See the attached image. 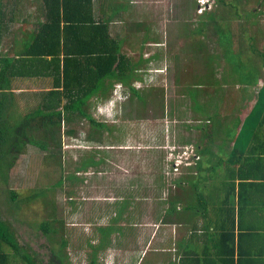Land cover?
I'll return each mask as SVG.
<instances>
[{
    "label": "crops",
    "instance_id": "1",
    "mask_svg": "<svg viewBox=\"0 0 264 264\" xmlns=\"http://www.w3.org/2000/svg\"><path fill=\"white\" fill-rule=\"evenodd\" d=\"M0 1L4 11L24 12V17L21 14L14 21L6 17L0 30V43H20L13 57L43 21V3L41 0ZM109 3L94 0L95 16L112 20L110 34L115 38L113 27L121 22L105 7ZM128 4L135 3L129 0ZM122 10L132 8L124 6ZM17 24L21 27L20 34L15 31ZM121 39L117 40L122 43ZM147 45L165 47L161 41H145L144 47ZM121 47L124 55L133 62L138 61L134 73L137 78L131 84L116 81L119 84L114 96L119 93L121 100L113 96L108 103L116 114L117 107L130 97L128 91L133 97L132 89L140 92L145 82L140 73L150 74L155 70L157 76L163 75V66L154 67L158 51L134 60ZM166 49V56L174 54ZM234 66L229 63L231 72ZM261 66L258 87L253 89L247 86L242 89L239 82L234 87L233 80L238 78L237 71L232 72L228 85L240 89L242 97L238 102H228L221 113L224 102H206L204 93L205 102L185 105L182 112L187 114V131L181 138L182 151L173 143L169 132L152 131L147 135L140 132L134 137L140 140L135 145L118 148L126 157L114 172L104 167L108 150L114 149L105 145L103 132L109 127L102 132L96 130L97 135L91 133L93 140L87 135L85 141L91 147L85 152V158L80 156L75 174L70 173L68 178L79 181L77 176L85 175L87 195L80 201L73 193L70 204L75 215L82 209L89 215L91 212L85 224L96 230L87 239L92 259L113 252L115 256L106 258V264H264V102L257 99L259 89L264 88V59ZM224 85L222 89L230 88ZM17 86L16 92L39 90L31 79L18 81ZM112 90L108 97H94L91 102L109 99ZM177 98L173 101L178 102ZM207 104L211 105L206 107ZM144 136L150 141L142 142ZM186 151L188 156L192 152L194 156L188 162L184 159L175 171V160ZM88 202L93 205L86 209Z\"/></svg>",
    "mask_w": 264,
    "mask_h": 264
},
{
    "label": "rangeland",
    "instance_id": "2",
    "mask_svg": "<svg viewBox=\"0 0 264 264\" xmlns=\"http://www.w3.org/2000/svg\"><path fill=\"white\" fill-rule=\"evenodd\" d=\"M108 1L110 3L105 7L109 8L111 14L115 11L119 12L124 6L132 8V10L122 11L115 17V20L121 23L114 25L112 32L115 38H122L124 53H130L131 56H134V60H139L146 53V56H151L150 54L158 51L159 57L154 67L163 66V75L160 76L155 74V70L150 71L152 72L150 74L140 73L142 80H145L139 90L140 96L133 97L127 90L130 97L120 107H117V114L116 111L112 112L113 106L108 103L114 96V90L118 88L119 82H114L112 96L109 99H94L90 102L89 112L93 118L109 127V130L103 132L106 137L105 145L113 146L114 149L108 150L109 156L104 167H109L115 172L120 165L124 164L126 157L123 151L118 148L135 145L140 140L139 138L136 140L134 137H138L140 132L146 135L152 131L169 132L172 135L170 138L173 143H176L180 147L176 146L178 150L182 151L181 138L183 132L187 131V128L185 129L187 114L182 111L189 102H205L203 93L207 95L206 102H224L220 113L224 107H227L228 102L240 100L242 91L231 88L224 81L222 71L224 67L227 69L229 67L225 63V59H227L225 54L230 52V48L234 52L243 50L246 53L243 58L246 60V56L250 53L251 43L260 49L263 48L264 0L249 2L246 0H225L237 4L240 14V16L233 15V19L230 21L233 34L231 47L228 43H220L217 38V29L212 23L197 41H194L190 36V29L200 20L206 21L209 15L215 17L222 13L223 7L217 4L218 0H132L135 3L132 5L128 4L129 0ZM9 14L11 15V13ZM21 14L22 12H18L15 18ZM22 17H24V12ZM140 20L142 23L138 22ZM187 23L190 26L185 28ZM20 30L21 27L17 24L15 27L17 34H20ZM16 38L19 36L17 35ZM145 41L152 43L161 41L168 48L148 45L144 47ZM18 47H20V43H0V56L9 57ZM165 49L166 51L171 50L170 52L175 56L170 53L166 56ZM131 52L136 53L131 54ZM211 55L219 56L221 65L214 61L210 57ZM171 59L172 66H170ZM232 72L229 67L227 78L230 79ZM216 78L219 79V82H215ZM233 81H235L233 86H237L239 81ZM107 84H109V80ZM224 84L230 88L222 89ZM38 88L37 91L32 90L27 93L17 91L19 95L16 102L19 109L16 111L19 115L34 108L37 104L35 95L41 90L47 89L44 85ZM215 88L219 90L217 91ZM180 94H184V98H181ZM177 96L179 100L174 102L173 99ZM114 97L121 100L122 96L117 93V96ZM249 97L245 98V102H248ZM142 102L150 103L144 105ZM159 102H164V109L159 105ZM209 105L211 104H207L206 107ZM203 121L206 122V119L204 118ZM70 127L75 130L76 134L69 137L65 133L68 126L64 127L60 151L52 149L45 152L34 146H29L28 152L19 158L9 171L8 176H0V218H8L13 223L20 244L23 248H27L31 255L36 256L41 264H57V260L53 259V246L55 251L60 253V258L62 256L64 264H91L92 261L93 252L87 248L89 244L87 239L94 236L96 230L94 226L85 224L91 212L89 215L85 209H82L75 215L73 213L76 211L70 204L72 203L70 197L73 193L80 201L87 195L85 175L82 173V176H77L79 181L82 178L80 182L69 179L68 175L75 174L80 158H85V152L91 147L85 138L89 133L94 132L97 135V131L95 128H91L87 120L75 119ZM203 129L207 128L203 127ZM145 136L142 137V142L150 141ZM181 151L179 152L181 153ZM6 159L11 160V156ZM2 165L0 163L1 167L7 168L6 165ZM2 170L5 169L1 168L0 171ZM61 178H64L63 186L55 188L54 185ZM11 191L20 193L18 194L20 196L18 203L11 202L10 197L13 195ZM39 192L44 195H37L38 199L31 203L24 199L31 196L32 193ZM92 205L88 202L86 209ZM45 220H54L53 227L58 230L57 244H53L41 230L40 225ZM63 240L67 241L65 249H63ZM113 256H115L113 252L102 254L97 258L98 264H106L105 259Z\"/></svg>",
    "mask_w": 264,
    "mask_h": 264
},
{
    "label": "trees",
    "instance_id": "3",
    "mask_svg": "<svg viewBox=\"0 0 264 264\" xmlns=\"http://www.w3.org/2000/svg\"><path fill=\"white\" fill-rule=\"evenodd\" d=\"M41 1L43 21L30 40L23 44L16 56H0V163L7 166H0V170L5 169L0 171L2 177L8 176L19 158L28 152L29 146L45 152L52 149L60 151L64 127L68 126L65 131L68 136L76 134L70 127L75 119L87 120L91 128L98 132L108 129L107 124L97 121L89 112L91 100L94 97H108L113 81L131 84L137 78L134 73L138 61L133 62L124 55L121 41L111 36L112 20L96 19L94 0ZM217 4L223 7L222 13L215 17L209 15L206 21L200 20L190 29V36L197 41L212 23L217 29L220 43H228L231 47L233 34L230 21L233 15L240 16L238 6L225 0H218ZM122 11H115L112 16ZM17 15L15 10L4 11L0 1V30L7 16L10 21H14ZM187 26L190 24L187 23L185 28ZM249 52V64L243 58L246 54L243 50L234 52L230 48V52L225 54V63L235 65L234 70L237 71L242 89L246 86L249 89L258 87L262 74L264 48L260 49L251 43ZM210 57L220 63L219 56ZM222 72L224 81L228 83V69L224 67ZM25 79H31L38 87L44 85L47 89L35 95L37 104L34 108L19 115L16 111L19 109L16 102L19 95L16 92L19 89L17 82ZM132 90L134 96H140L138 91ZM257 99L258 102H264V88L259 89ZM142 103L149 105L150 102ZM159 105L164 109V102H159ZM88 139L93 140V135L89 133ZM9 156L11 160L6 159ZM85 167L86 164H83L82 168ZM63 179L54 187L63 186ZM11 192V202L18 203L20 193ZM35 194L24 199L31 203L38 199L37 195H44L40 192ZM53 224L54 220H45L40 228L53 244H57L58 230ZM62 244L65 249L67 241L63 240ZM21 246L13 223L8 218H0V264H41L36 256ZM52 253L57 264H64L54 246ZM94 253L96 256L97 252ZM91 264H97L96 257Z\"/></svg>",
    "mask_w": 264,
    "mask_h": 264
},
{
    "label": "built area",
    "instance_id": "4",
    "mask_svg": "<svg viewBox=\"0 0 264 264\" xmlns=\"http://www.w3.org/2000/svg\"><path fill=\"white\" fill-rule=\"evenodd\" d=\"M191 156H194V155H193V152L191 153ZM191 156H188L187 151L184 152V153H182V154L177 158V160H175V165H176V167H175V171H178V167L184 162V159L187 160V162H188V160L190 159ZM187 162H186V164H187ZM188 164H189V163H188Z\"/></svg>",
    "mask_w": 264,
    "mask_h": 264
}]
</instances>
